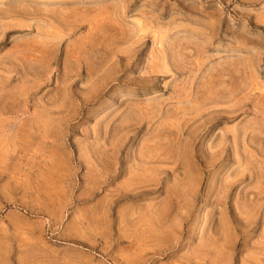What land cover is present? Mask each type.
Here are the masks:
<instances>
[{"label": "rangeland", "instance_id": "374dc122", "mask_svg": "<svg viewBox=\"0 0 264 264\" xmlns=\"http://www.w3.org/2000/svg\"><path fill=\"white\" fill-rule=\"evenodd\" d=\"M0 264H264V0H0Z\"/></svg>", "mask_w": 264, "mask_h": 264}]
</instances>
